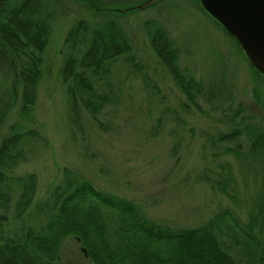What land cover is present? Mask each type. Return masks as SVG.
<instances>
[{
	"label": "rangeland",
	"instance_id": "1",
	"mask_svg": "<svg viewBox=\"0 0 264 264\" xmlns=\"http://www.w3.org/2000/svg\"><path fill=\"white\" fill-rule=\"evenodd\" d=\"M145 1L94 0L118 11L111 14L126 31L139 67L125 58L112 63L110 77L99 81L111 95L99 122L84 110L77 114L71 109L61 77L71 28L81 20L95 24L105 18L85 0H54L56 18L30 121L19 115L20 87L13 93V69L0 53L2 104L8 106L0 113L5 119L0 144L13 123L40 135L25 144L26 158L15 171L37 176L35 203L21 219L15 218L14 204L1 211L6 218L0 231L11 235L23 225L43 226L46 209L40 207L68 168L171 228L199 227L229 208L253 226L264 247V152L252 149L246 130L262 127L264 132V77L198 0H162L139 10ZM129 8L136 9L123 13ZM157 28L178 51L183 74L202 84L197 104L155 54L149 31ZM236 129L242 136L231 143L218 141ZM220 240L235 259H243L233 239L224 234ZM79 246L67 239L60 264H91Z\"/></svg>",
	"mask_w": 264,
	"mask_h": 264
},
{
	"label": "trees",
	"instance_id": "2",
	"mask_svg": "<svg viewBox=\"0 0 264 264\" xmlns=\"http://www.w3.org/2000/svg\"><path fill=\"white\" fill-rule=\"evenodd\" d=\"M85 2L96 9L99 18L106 19L95 24L81 20L71 28L66 40L71 50L61 77L71 109L77 114L84 110L99 122L103 108L111 100L99 81L110 77L112 63L125 58L130 65L139 67L126 31L111 14L117 10L105 9L94 0ZM55 10L54 0H0V41L9 56L2 48L0 53L13 69V93L20 87L16 101L20 100L19 115L29 121L36 108ZM149 36L155 54L189 101L197 104L202 84L183 74L178 51L166 32L152 29ZM3 100L0 83V113L8 107ZM4 124L0 114V129ZM262 129H246L252 149L258 154L264 152ZM234 131L219 135L218 141L231 143L242 136V130ZM39 136L35 129L13 123L1 141L0 223L6 218L1 211L8 212L13 204L15 218L21 219L35 203L37 176H19L15 171L26 158L25 144ZM49 196L40 207L41 211L43 206L46 209L43 226L23 225L11 235L0 231V264H60L69 238L77 241L83 257L91 264H264V247L254 235L253 226L244 224L229 208L199 227L171 228L149 219L131 200L100 190L68 168L64 169L63 181L53 187ZM224 234L233 239L243 259H235L223 248L220 238Z\"/></svg>",
	"mask_w": 264,
	"mask_h": 264
},
{
	"label": "water",
	"instance_id": "3",
	"mask_svg": "<svg viewBox=\"0 0 264 264\" xmlns=\"http://www.w3.org/2000/svg\"><path fill=\"white\" fill-rule=\"evenodd\" d=\"M160 1H145L138 9H148ZM198 3L237 41L253 70L264 76V0H198ZM135 9L129 8L123 13ZM0 48L9 56V51L1 41Z\"/></svg>",
	"mask_w": 264,
	"mask_h": 264
}]
</instances>
